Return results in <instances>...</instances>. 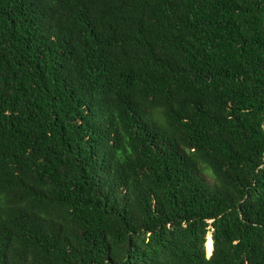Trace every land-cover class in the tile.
<instances>
[{
    "label": "trees",
    "instance_id": "16d2710c",
    "mask_svg": "<svg viewBox=\"0 0 264 264\" xmlns=\"http://www.w3.org/2000/svg\"><path fill=\"white\" fill-rule=\"evenodd\" d=\"M0 264H264V0H0Z\"/></svg>",
    "mask_w": 264,
    "mask_h": 264
},
{
    "label": "rangeland",
    "instance_id": "374dc122",
    "mask_svg": "<svg viewBox=\"0 0 264 264\" xmlns=\"http://www.w3.org/2000/svg\"><path fill=\"white\" fill-rule=\"evenodd\" d=\"M206 181L212 183L213 182V179L211 178V176H209V174H206Z\"/></svg>",
    "mask_w": 264,
    "mask_h": 264
},
{
    "label": "water",
    "instance_id": "95a60500",
    "mask_svg": "<svg viewBox=\"0 0 264 264\" xmlns=\"http://www.w3.org/2000/svg\"><path fill=\"white\" fill-rule=\"evenodd\" d=\"M212 238V237H211ZM212 255V253L210 254V256ZM210 256H208V257H210Z\"/></svg>",
    "mask_w": 264,
    "mask_h": 264
}]
</instances>
